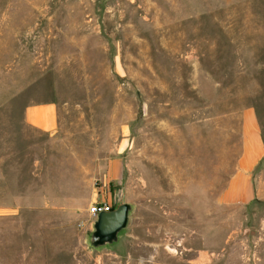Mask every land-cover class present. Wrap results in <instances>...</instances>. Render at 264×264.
I'll return each instance as SVG.
<instances>
[{
    "label": "rangeland",
    "instance_id": "rangeland-1",
    "mask_svg": "<svg viewBox=\"0 0 264 264\" xmlns=\"http://www.w3.org/2000/svg\"><path fill=\"white\" fill-rule=\"evenodd\" d=\"M102 194L133 212L94 250ZM0 264H264V0H0Z\"/></svg>",
    "mask_w": 264,
    "mask_h": 264
},
{
    "label": "crops",
    "instance_id": "crops-1",
    "mask_svg": "<svg viewBox=\"0 0 264 264\" xmlns=\"http://www.w3.org/2000/svg\"><path fill=\"white\" fill-rule=\"evenodd\" d=\"M22 123L25 127L36 132H39L41 134L52 135L57 129V110L55 104L51 102L40 103V105L31 104L30 107H28L26 110L23 109ZM246 124H252V122L245 123V125ZM253 145L254 147H259L258 142L254 140L253 143L244 151L239 161L238 171L231 180L229 187L222 195V199H224V201L226 202H244L251 198V182L250 177L248 178V167L253 161V159L251 158L254 150ZM114 164L119 165V167L121 168L120 162L114 159L110 164V168L108 171V179L107 182L103 184V187L108 185L109 181L115 182L119 180L121 176L120 168L118 174L114 173ZM104 195L105 194L100 195L95 202H109L108 195Z\"/></svg>",
    "mask_w": 264,
    "mask_h": 264
},
{
    "label": "water",
    "instance_id": "water-1",
    "mask_svg": "<svg viewBox=\"0 0 264 264\" xmlns=\"http://www.w3.org/2000/svg\"><path fill=\"white\" fill-rule=\"evenodd\" d=\"M133 205L122 203L116 208L99 213L91 222L86 236L88 246L94 250L109 249L119 242L127 231Z\"/></svg>",
    "mask_w": 264,
    "mask_h": 264
},
{
    "label": "built area",
    "instance_id": "built-area-1",
    "mask_svg": "<svg viewBox=\"0 0 264 264\" xmlns=\"http://www.w3.org/2000/svg\"><path fill=\"white\" fill-rule=\"evenodd\" d=\"M112 210V205L110 202L107 201H102V202H95L92 203L89 210L88 214L90 219H94L99 213L106 212Z\"/></svg>",
    "mask_w": 264,
    "mask_h": 264
},
{
    "label": "trees",
    "instance_id": "trees-1",
    "mask_svg": "<svg viewBox=\"0 0 264 264\" xmlns=\"http://www.w3.org/2000/svg\"><path fill=\"white\" fill-rule=\"evenodd\" d=\"M115 207H112V209H114Z\"/></svg>",
    "mask_w": 264,
    "mask_h": 264
}]
</instances>
